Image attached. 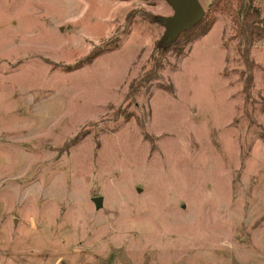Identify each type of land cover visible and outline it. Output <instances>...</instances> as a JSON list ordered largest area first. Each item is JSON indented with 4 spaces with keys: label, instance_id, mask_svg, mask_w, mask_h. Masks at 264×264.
I'll return each instance as SVG.
<instances>
[{
    "label": "rangeland",
    "instance_id": "374dc122",
    "mask_svg": "<svg viewBox=\"0 0 264 264\" xmlns=\"http://www.w3.org/2000/svg\"><path fill=\"white\" fill-rule=\"evenodd\" d=\"M174 15L0 0V264H264V46L216 13L175 53Z\"/></svg>",
    "mask_w": 264,
    "mask_h": 264
},
{
    "label": "trees",
    "instance_id": "16d2710c",
    "mask_svg": "<svg viewBox=\"0 0 264 264\" xmlns=\"http://www.w3.org/2000/svg\"><path fill=\"white\" fill-rule=\"evenodd\" d=\"M257 1L264 2V0H211L210 10L213 15L210 20L204 16L199 24L182 33L176 39H171L166 35L164 38V41L167 42L166 46H169L175 53L181 54L184 51L185 44L188 45V43L198 40L210 32L215 24L216 13L230 15L235 24L234 38L238 40L239 53L248 67L247 69L251 72L254 68L250 57L252 47L257 44L264 46V15L261 8L256 6ZM102 54L101 51L91 54L85 61L71 68L72 71L92 64ZM250 74L246 80L245 91H248L252 86L253 78ZM150 76L145 80L146 82L152 79ZM160 88L172 92L169 88H163L162 86Z\"/></svg>",
    "mask_w": 264,
    "mask_h": 264
},
{
    "label": "water",
    "instance_id": "95a60500",
    "mask_svg": "<svg viewBox=\"0 0 264 264\" xmlns=\"http://www.w3.org/2000/svg\"><path fill=\"white\" fill-rule=\"evenodd\" d=\"M173 8L175 15L166 24V35L171 39L178 38L182 33L199 24L205 12L198 0H166ZM97 209L102 208L103 198L93 199Z\"/></svg>",
    "mask_w": 264,
    "mask_h": 264
}]
</instances>
